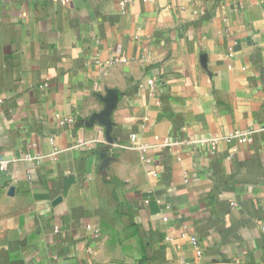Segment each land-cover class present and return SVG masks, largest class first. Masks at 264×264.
<instances>
[{
	"label": "crops",
	"instance_id": "0c3cea01",
	"mask_svg": "<svg viewBox=\"0 0 264 264\" xmlns=\"http://www.w3.org/2000/svg\"><path fill=\"white\" fill-rule=\"evenodd\" d=\"M0 95V264H264V0H0Z\"/></svg>",
	"mask_w": 264,
	"mask_h": 264
},
{
	"label": "built area",
	"instance_id": "2783aa9c",
	"mask_svg": "<svg viewBox=\"0 0 264 264\" xmlns=\"http://www.w3.org/2000/svg\"><path fill=\"white\" fill-rule=\"evenodd\" d=\"M154 83H155L154 80L149 81L150 86H154ZM0 102H2L1 95H0ZM254 132H255V130H249L247 133H243V134L239 133V132H235V133L229 135L228 137L224 138V140L227 142H231L232 140L236 139L242 143H246V142L250 141V137ZM131 141L132 142L136 141L135 135L131 136ZM220 141L221 140L219 138H215V137L191 138V139L184 140V141L167 138V139H165L163 145H164V147H174V146L185 145V146H188L192 149H203V150H206V152L209 154H214L218 148ZM105 145H110V144H108V142L105 138V134L103 132L94 138H87L84 135H82V133H81L77 137L75 149H77L79 151H85V152H94L100 146H105ZM121 148L126 149L127 147L122 146ZM140 149L142 150V152H146L148 147L146 145H144V146H140ZM41 159H42V157H32L30 155H27V156H25L24 161L25 162L39 161ZM6 164L7 163L5 161L0 160V169L5 170ZM232 205H235V203H233ZM261 230H262V232H264V224L261 225ZM191 241L195 246L197 245V239L196 238H192Z\"/></svg>",
	"mask_w": 264,
	"mask_h": 264
},
{
	"label": "water",
	"instance_id": "95a60500",
	"mask_svg": "<svg viewBox=\"0 0 264 264\" xmlns=\"http://www.w3.org/2000/svg\"><path fill=\"white\" fill-rule=\"evenodd\" d=\"M99 98L101 99L105 107L100 113L94 114L86 125L89 128L97 124L102 126L105 130V138L108 144L111 145L114 143V138L112 136L114 127L112 115L117 109V105L120 100V95L115 90H106L105 95H100ZM103 158L107 160V155L104 154Z\"/></svg>",
	"mask_w": 264,
	"mask_h": 264
}]
</instances>
